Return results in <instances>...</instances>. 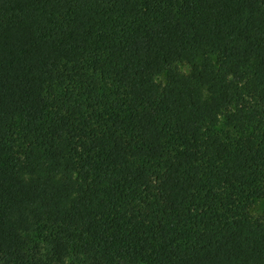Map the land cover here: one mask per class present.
<instances>
[{"label": "trees", "instance_id": "obj_1", "mask_svg": "<svg viewBox=\"0 0 264 264\" xmlns=\"http://www.w3.org/2000/svg\"><path fill=\"white\" fill-rule=\"evenodd\" d=\"M259 198L264 0H0V264H264Z\"/></svg>", "mask_w": 264, "mask_h": 264}, {"label": "rangeland", "instance_id": "obj_2", "mask_svg": "<svg viewBox=\"0 0 264 264\" xmlns=\"http://www.w3.org/2000/svg\"><path fill=\"white\" fill-rule=\"evenodd\" d=\"M158 81L164 83L166 81V74H161L158 76ZM222 128L227 130L228 127L223 124ZM252 213L264 219V198L256 199L252 207Z\"/></svg>", "mask_w": 264, "mask_h": 264}]
</instances>
